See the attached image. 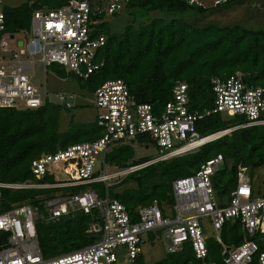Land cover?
<instances>
[{
	"label": "built area",
	"instance_id": "1",
	"mask_svg": "<svg viewBox=\"0 0 264 264\" xmlns=\"http://www.w3.org/2000/svg\"><path fill=\"white\" fill-rule=\"evenodd\" d=\"M133 0H80L52 10L33 12L29 31L4 33L0 37V108L36 110L45 102L65 109L77 105L74 95H57V101L43 100L44 94L32 83V57L40 55L45 67L58 65L78 80H87L104 65L100 54L106 45L101 26L107 17L121 14ZM187 5L216 8L240 0H209L206 7L200 0H182ZM4 16L0 12V32H4ZM30 32V38L25 35ZM17 35L23 38L17 39ZM12 36V38H11ZM8 41L16 48L10 49ZM21 43V44H20ZM213 93L211 109L192 111L189 107L188 86L176 82L172 99L161 108L138 103L122 80H109L93 93L91 103L100 111L96 125L101 137L92 142L76 143L42 154L31 162L30 171L37 179L57 173L64 179L57 183L17 184L0 183V189H59L74 188L112 177L127 176L148 165L168 161L196 152L201 146L224 136L228 130L201 136L197 124L212 114L242 117L240 127L264 126V85L251 86L243 75L235 72L227 79L215 78L210 82ZM143 138L142 144H152L157 156L140 165L117 169L113 176L94 177L96 167L104 168V156L117 144H131ZM223 158L217 155L203 162L192 175L171 184L172 217L153 200L148 206L137 207L134 219L118 200L99 198L94 190L78 194L54 193L43 201L47 222L76 212L98 216L86 231L95 243L52 258H43L37 240L36 222L43 218L39 206L27 203L2 208L0 192V264H135L143 256L144 236L151 235L168 241L166 254L181 251L190 244L196 259L204 261L208 255L204 226L209 224L216 233L215 242L221 246L224 264H264V250L250 240L256 233H264V194L256 195L249 180L238 178L236 187L228 195V205H220L213 186V177L221 170ZM228 222H239L245 236L239 246H226L221 230ZM211 264V263H203Z\"/></svg>",
	"mask_w": 264,
	"mask_h": 264
},
{
	"label": "trees",
	"instance_id": "2",
	"mask_svg": "<svg viewBox=\"0 0 264 264\" xmlns=\"http://www.w3.org/2000/svg\"><path fill=\"white\" fill-rule=\"evenodd\" d=\"M77 1L80 0H25L17 7H1L5 30L0 32V37L4 33L29 31L31 17L36 10L57 9ZM243 1L234 4H242ZM230 4L233 3L226 6ZM209 9L190 6L182 0L131 1L124 9L131 21L121 32H112L107 23L100 27L106 35V45L100 54L104 65L84 81V89L92 94L104 82L118 79L126 84L138 103L161 108L172 99L175 83L182 82L188 86L190 109L201 111L212 108V79H227L240 72L248 85H264V31L247 30L239 25L197 28L185 22L181 15L188 11L202 14ZM155 12L161 17L152 19L150 14ZM166 17L170 19L165 21ZM67 110L51 102H45L36 110L0 108V183H57L60 175L57 173L40 180L32 175L31 162L42 154L101 137L96 122L84 125L70 121L66 131H59L60 113ZM231 118L225 119L217 113L197 124V131L203 137L236 128L228 135L204 144L196 152L148 165L125 176L117 184L107 182L106 185L99 181L74 188L0 189L2 208L8 210L12 205L22 203L39 206L43 218L35 225L37 240L43 258L48 259L96 241L86 231L98 216L97 210L89 215L76 212L55 222L45 220L42 202L52 198L54 193L78 194L92 189L99 198L107 195L118 200L133 220L137 207L148 206L153 200L162 207L172 201L173 181L194 174L203 162L221 155L223 167L213 177V186L219 197L225 193L229 195L237 185L239 168L253 175L264 166V126L240 127L245 120L242 117ZM137 141L141 142L143 138ZM134 157L130 144H117L104 156V164L123 169L152 160ZM129 182H133L135 187L116 192V188ZM220 235L223 244L232 247L242 244L247 236L239 222L226 223ZM250 240L258 245L259 251L264 250V233L256 232ZM206 246L208 255L204 261L196 259L190 244H184L181 251L165 254L152 264H224L221 246L211 239H207ZM135 264H146L143 256Z\"/></svg>",
	"mask_w": 264,
	"mask_h": 264
},
{
	"label": "rangeland",
	"instance_id": "3",
	"mask_svg": "<svg viewBox=\"0 0 264 264\" xmlns=\"http://www.w3.org/2000/svg\"><path fill=\"white\" fill-rule=\"evenodd\" d=\"M206 7L209 5V0H200ZM25 0H0L1 7H17L23 4ZM185 22L197 27L202 28L209 25H215L218 27L239 25L247 30H263L264 31V0H244L242 4H230L222 5L220 7L211 8L202 14H197L192 11L181 14ZM150 17L159 18L161 15L157 12L151 13ZM171 18V16H169ZM166 17L165 21L170 18ZM176 17H180L177 15ZM131 18L123 11L121 14L114 17H107L106 22L112 32L119 33L123 28L129 24ZM147 23V21H144ZM30 32L25 35V39L30 38ZM17 39L23 38L21 35L16 36ZM10 49L16 48L14 41H8ZM40 55L32 57L34 61L33 69L28 73L32 83L39 89L41 94H44L43 100H49L58 102L56 96L60 94L74 95L76 107L62 111L60 113L59 131H66L69 122L90 125L95 123L96 115L100 112L91 103L92 94H89L83 86H85L86 80H78L72 74L68 73L66 69L58 65H52L45 67L38 60ZM225 119H229L226 115H223ZM232 119V118H231ZM99 129V128H98ZM236 129V128H234ZM234 129H229L231 132ZM100 130V129H99ZM227 132L225 135H228ZM134 149V159H153L157 156L156 148L152 144H142L139 141H135L130 144ZM190 158L187 156L186 158ZM223 165H221V168ZM97 178L101 180L105 174L113 176L117 173V168L112 166H106L104 168L101 164L96 167ZM238 178L250 180L252 187L256 190V195L261 196L264 194V166L253 172V175L249 171L239 168ZM124 176L112 177L107 182L111 185L117 184ZM59 179H64L63 174L59 175ZM135 187L133 182H129L124 186L116 188V192H120L126 188ZM92 190V189H91ZM62 192H58L60 195ZM220 205H228V194L225 193L220 199ZM162 208L169 217H172V201L166 202L162 205ZM204 233L211 237V240L215 242L216 233L210 227L209 224L204 226ZM143 243V258L146 264H152L155 261L161 259L166 254L168 241L164 238L158 237L153 240L151 235L144 236ZM83 247V246H82Z\"/></svg>",
	"mask_w": 264,
	"mask_h": 264
},
{
	"label": "water",
	"instance_id": "4",
	"mask_svg": "<svg viewBox=\"0 0 264 264\" xmlns=\"http://www.w3.org/2000/svg\"><path fill=\"white\" fill-rule=\"evenodd\" d=\"M11 38H12V36H11ZM21 44V43H20Z\"/></svg>",
	"mask_w": 264,
	"mask_h": 264
}]
</instances>
